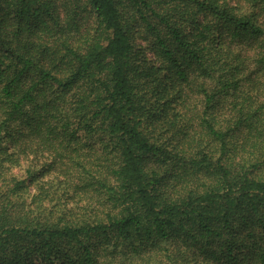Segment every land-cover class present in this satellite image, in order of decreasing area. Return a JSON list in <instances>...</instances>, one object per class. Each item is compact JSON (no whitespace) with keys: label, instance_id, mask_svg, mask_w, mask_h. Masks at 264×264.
I'll return each instance as SVG.
<instances>
[{"label":"trees","instance_id":"16d2710c","mask_svg":"<svg viewBox=\"0 0 264 264\" xmlns=\"http://www.w3.org/2000/svg\"><path fill=\"white\" fill-rule=\"evenodd\" d=\"M0 0V264H264V0Z\"/></svg>","mask_w":264,"mask_h":264},{"label":"rangeland","instance_id":"374dc122","mask_svg":"<svg viewBox=\"0 0 264 264\" xmlns=\"http://www.w3.org/2000/svg\"><path fill=\"white\" fill-rule=\"evenodd\" d=\"M242 4H244V1L243 0L240 2V5H242Z\"/></svg>","mask_w":264,"mask_h":264}]
</instances>
